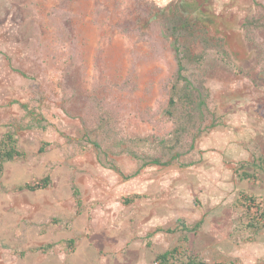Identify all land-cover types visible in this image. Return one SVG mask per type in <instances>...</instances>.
<instances>
[{
	"label": "rangeland",
	"instance_id": "obj_1",
	"mask_svg": "<svg viewBox=\"0 0 264 264\" xmlns=\"http://www.w3.org/2000/svg\"><path fill=\"white\" fill-rule=\"evenodd\" d=\"M254 2L264 7V0H0V135L14 130L26 154L4 166L1 184L51 176L44 190H0V264H154L152 249L174 247L207 263L264 264V231L246 241L249 233L236 228L239 193L264 198L262 171L257 181L238 178L253 154L264 156V26L255 45L241 27L247 15L260 17ZM175 11L222 38L240 71L207 78L210 106L224 123L198 139L185 159L194 164L147 167L126 180L97 162L84 124L99 104L106 108L112 140L103 144L116 152L122 138L170 130L163 111L174 61L157 23ZM112 159L124 175L136 168L124 153ZM177 219L202 224L185 240L178 231L146 237Z\"/></svg>",
	"mask_w": 264,
	"mask_h": 264
},
{
	"label": "trees",
	"instance_id": "obj_2",
	"mask_svg": "<svg viewBox=\"0 0 264 264\" xmlns=\"http://www.w3.org/2000/svg\"><path fill=\"white\" fill-rule=\"evenodd\" d=\"M260 8V17L247 15L242 23L246 40L255 45L254 32L264 26V7L254 2ZM161 35L168 42L173 55L174 70L170 76L167 90V101L163 116L171 124L170 130L163 135H152L151 140L144 137L122 138L117 147L105 146V138L112 140L109 115L106 108L98 105V112L93 114L92 124L85 127V142L94 149L97 162L105 168L113 170L125 179L138 175L146 167H188L195 162H186L185 159L194 155L198 139L205 133L222 126L223 117L210 106L211 93L206 85L208 76L215 70L227 73L239 72L240 69L227 51L222 38H210L203 28H196L193 22L179 13L172 12L167 18L157 23ZM34 127H42L39 122ZM128 145L121 146L125 142ZM147 145L148 150L141 152L139 146ZM81 151L86 146L80 143ZM42 151V148H41ZM126 154L136 164L135 170L129 174H122L112 155ZM26 154L20 149L18 137L14 130L7 129L0 135V190L5 193L35 192L44 190L51 185V176L45 175L34 183H24L13 188H5L1 184L4 166L17 159H24ZM250 168V169H249ZM238 173L240 180L257 181L258 171L264 173V156L253 154L251 163L240 166ZM252 170V171H251ZM70 188L77 211L81 210V199L74 180L70 181ZM238 232L249 233L246 241H251L264 231V198L240 192L236 202ZM202 222L198 221L191 226L184 220L176 221L174 228L158 229L165 234L183 233L184 240L189 233L199 231ZM38 250L47 251L42 247ZM154 262L158 264H216L207 263L194 255L183 254L174 247L164 252L156 253ZM218 264H234L220 262Z\"/></svg>",
	"mask_w": 264,
	"mask_h": 264
},
{
	"label": "crops",
	"instance_id": "obj_3",
	"mask_svg": "<svg viewBox=\"0 0 264 264\" xmlns=\"http://www.w3.org/2000/svg\"><path fill=\"white\" fill-rule=\"evenodd\" d=\"M147 168V167H146ZM145 169V168H144ZM144 169H142L141 170V172L144 170ZM133 172V171H132ZM131 172V173H132ZM141 172L138 174V175H140L141 174ZM130 173V174H131ZM129 175V174H128ZM138 175H136L135 177H137ZM132 178H134V177H132ZM132 178H129V179H132ZM129 179H126V180H129ZM74 182H75V180H74ZM75 185H76V182H75ZM73 197V196H72ZM74 203H75V201H74ZM75 207H76V205H75ZM81 211V210H80ZM177 220H179V219H177ZM176 220V221H177ZM199 221H201V220H199ZM202 222V221H201ZM165 229L164 227H160V226H158V227H156L155 229H153L152 231H150V232H148L147 234H146V237H153L154 235H156V234H165L164 232H162V231H158V229ZM165 235H168V234H165ZM170 235H172V234H170ZM149 244V243H148ZM168 250V249H167ZM164 251H166V250H164ZM164 251H162V252H164ZM152 252H153V254H154V256H155V254L156 253H159L158 251H156V250H154V249H152ZM75 261H76V259H75ZM101 262L102 261H100V259H99V264H101ZM104 263V262H103Z\"/></svg>",
	"mask_w": 264,
	"mask_h": 264
},
{
	"label": "water",
	"instance_id": "obj_4",
	"mask_svg": "<svg viewBox=\"0 0 264 264\" xmlns=\"http://www.w3.org/2000/svg\"><path fill=\"white\" fill-rule=\"evenodd\" d=\"M153 2H156V3H160V4H164L166 2H168L169 0H152Z\"/></svg>",
	"mask_w": 264,
	"mask_h": 264
},
{
	"label": "built area",
	"instance_id": "obj_5",
	"mask_svg": "<svg viewBox=\"0 0 264 264\" xmlns=\"http://www.w3.org/2000/svg\"><path fill=\"white\" fill-rule=\"evenodd\" d=\"M154 264H158L157 262H155Z\"/></svg>",
	"mask_w": 264,
	"mask_h": 264
}]
</instances>
